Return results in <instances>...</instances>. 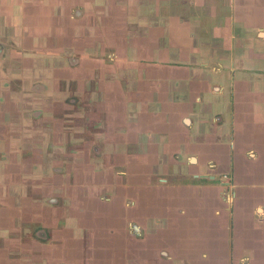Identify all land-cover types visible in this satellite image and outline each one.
I'll return each mask as SVG.
<instances>
[{"label": "crops", "instance_id": "crops-1", "mask_svg": "<svg viewBox=\"0 0 264 264\" xmlns=\"http://www.w3.org/2000/svg\"><path fill=\"white\" fill-rule=\"evenodd\" d=\"M77 142L87 147L77 153L86 158L87 164H77L83 170L94 161L88 151L93 142L135 147L139 172L128 185L136 178L139 191L147 185V216L160 206L150 183L160 162L182 163L169 176L174 182L159 185L163 193H177L171 202L163 199L173 208L162 207L176 210L175 219L147 225L149 234L172 244H139L142 254L125 253L124 259L140 257L129 264H157L160 249L172 252L175 264H240L244 256L264 264V226L254 222V205L239 203L238 232L229 242L222 235L224 215L215 211L219 204L203 199L211 184L182 168L189 159L214 161L222 154L217 159L234 164L226 171L245 180L239 191L247 200L252 185L260 184L244 161L264 147V0H0L1 227L19 222L14 233L25 236L20 222L30 215L20 205L49 207L43 198L32 199L30 181L44 179L46 195L61 196L59 153ZM220 145L229 146L221 151ZM48 149L56 152L45 159ZM88 181V190L73 188L69 195L70 203H81L80 216L91 201L105 204L92 196L99 181ZM103 226L112 236L119 231ZM76 236L67 237L68 246L56 244L51 256L57 260L40 254L42 262L83 264L88 256L77 253ZM116 241V251L122 247V237L113 236L104 240L106 249ZM120 255H114L117 263Z\"/></svg>", "mask_w": 264, "mask_h": 264}, {"label": "flooded vegetation", "instance_id": "flooded-vegetation-1", "mask_svg": "<svg viewBox=\"0 0 264 264\" xmlns=\"http://www.w3.org/2000/svg\"><path fill=\"white\" fill-rule=\"evenodd\" d=\"M31 136L33 138L32 140H34L35 137L33 135ZM137 141L139 142V140ZM93 143L94 144L89 147L88 151L89 153L92 152L94 161L92 160L88 170L80 169L77 165L78 162L86 159L83 156L77 155V153L82 150L81 147H83L84 150L87 148L80 142L75 144L67 143L65 145V151L59 153L60 157L62 158L60 164H64V169L61 168L58 172L60 173L63 171L64 177L60 181L62 182V184H60V187H62L61 196L55 197L56 200L54 197L50 198L46 195L48 186L44 185L46 183L44 182V179L36 178L35 180L31 181V185L29 186L28 190L31 193L32 199L34 198L37 200L38 198H43L45 200L44 202L46 205H49V207H47V209H42L38 203H35L33 205L28 204L26 207H24L25 209L22 208L24 210L22 212L30 215L28 222H25V220L23 221V229L27 233L25 237L27 236V239L36 241V243H34V247L38 248L37 251L41 254V256L45 254L44 259L49 257L53 260H57L55 259L56 257L51 256L57 252L59 246L56 244L61 242L63 245L68 246L69 242L67 237L73 234V231H75L77 235V253H79L81 256H88H83L85 261H81L83 264H129L134 259L139 261L140 257L138 259L135 257H132L131 259H124L123 257L125 256L126 252L130 255L133 253L134 255H138L137 253L142 254V252L139 251L140 247L135 248V246L139 244H146L152 240H157L160 242V244H172L168 239V241L161 240L163 236L160 233L149 234L150 231L147 225L151 221L158 224H164L175 219L176 216H174V214H176V210L173 211L172 209L165 208V210L162 211V207L165 205L173 208L169 205L171 202L170 199L174 198L177 193L173 190L171 192L163 193V190L160 189L159 185L164 183L169 184L170 182L168 183V180L166 182V179L163 177L172 176L173 173H176L175 171L180 168L182 163H178L176 160L172 159H170L169 162L166 160L160 162L161 166L158 168L159 175L154 176V180L150 181V183L154 184L153 190H155L156 194L158 193L157 196L160 197V206L157 208L158 210H155L151 216H147L146 210L142 206L144 198H148L147 185L144 184L141 188V191H139L138 186L140 179L137 178L135 179L134 184L131 186L128 185V181L132 177L131 174L133 175L139 172L135 168L138 158L135 160V152H131V150H134L135 147L124 144L115 145L108 148L100 142ZM73 145L78 147L76 149H74L75 147L70 149L73 147ZM228 146L229 145H220L216 147H219V149L222 151V149L228 148ZM139 149H141V146H139ZM263 150L264 147L262 144L258 150H256V153L254 152L253 157H246L247 161H244L245 166L248 167V173L252 174V180L258 182V184H261L258 186L252 185V189L249 194V200H247L246 197H244L239 191L241 188L240 184L243 185L245 180L241 178L238 180L237 173L234 170H229L228 172L225 169V167L231 161L230 158L227 161H220V159L217 158H219L222 155L221 154L215 157L216 160L211 161L205 156L206 160L204 162L193 163V161L189 159L182 165V168L187 173V175H195L199 180L204 179L206 183L208 181L209 184H211L212 187L208 188L207 193H204L203 199L207 201L216 200L219 204L221 209L215 211H218V213L224 215L223 220L225 223H222V235L226 240H229V242L233 241L234 235L238 232L236 229L235 220L236 215L238 214L237 211L239 203H248L254 205L256 212V220L254 222L260 226H264V212L260 211V207H264ZM30 152L32 151L30 150ZM55 152V149H48V152H45L44 154L42 153V156L47 159L50 157V155H54ZM141 157H143L142 154ZM51 158L53 159V157ZM82 164L85 165L87 162L82 161ZM230 165L233 166L234 164L230 163ZM246 176L247 175H243L242 178H245ZM88 177L92 180L91 184L94 182L96 185V183L99 181L100 184L99 186L95 187V192L92 196L94 197L97 195L96 197L105 204L103 206L100 202L91 201V209L88 208L86 210L83 208L80 216L79 210L81 203H75L74 201H71L72 203H70L69 195L73 193V188H75L77 192H85L88 190V186L90 185ZM78 178H82V182H79ZM51 181L52 184L55 183L54 180ZM63 181L65 183H63ZM56 189L59 192V186L56 187ZM156 189H158L159 192ZM163 199H167L170 202H166ZM108 201H110L109 204L107 203ZM163 201H165V203H163ZM84 205H86V203ZM197 209L198 207L196 210ZM197 217L198 216L195 218L192 217L191 219L192 224L194 223L193 229L198 226ZM104 222L110 223L112 226L116 225L117 229L120 231L113 233L115 238L122 237L123 240L122 247H117V251L115 247V245L118 246L117 241L115 243L111 242L113 245L112 249H106L108 246L104 245L105 239L113 237L111 233L113 231H111V229L106 230L103 226ZM57 239L58 242L56 241ZM193 243L196 242L193 241ZM44 245H50L51 247L49 249L43 248ZM118 253L121 254L120 263H117V259L115 260L114 257V255H116L118 258ZM157 254L159 256V262H157V264L176 263L174 254H172V252H170L168 249H160ZM250 258V256H244L239 260V262L240 264H254L255 258ZM141 260H145V258L143 259V257H141ZM204 260H208V258H205ZM43 262H40L39 264H48L46 261ZM49 264L64 263L52 262ZM228 264H232V261Z\"/></svg>", "mask_w": 264, "mask_h": 264}, {"label": "rangeland", "instance_id": "rangeland-1", "mask_svg": "<svg viewBox=\"0 0 264 264\" xmlns=\"http://www.w3.org/2000/svg\"><path fill=\"white\" fill-rule=\"evenodd\" d=\"M163 178L166 179V182L168 180V183L171 181L174 182L176 180V178L173 179V178H169L165 176ZM153 180L154 179H152V181ZM30 184H31V181L28 184H26V187L30 186ZM26 187L21 188V191H22L21 192V202L22 203L27 202V200L29 199L28 193H27L28 191ZM23 192H24V195H22ZM14 202H18V199L15 198ZM20 206H21L20 211L25 209L22 205ZM20 211L15 210L14 212L15 215L16 214L19 215V213H21ZM23 215H26V214L23 213ZM22 223L24 222H20L21 225ZM18 224L19 222L12 226H9V224L4 225L2 227L0 226V253L3 251L7 252L4 254L2 253V256L0 257V264H29V263L35 264L36 262L37 264H39L40 262H42V260L40 259L41 256H40V253L37 251L38 248L34 247V243L32 242V240L27 239V236L26 237L24 235L20 236L17 233H14V226ZM8 232H10L11 234L10 237L7 236V234L9 235ZM30 240L31 242L29 243Z\"/></svg>", "mask_w": 264, "mask_h": 264}]
</instances>
